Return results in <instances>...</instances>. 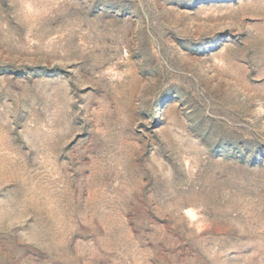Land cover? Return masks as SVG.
I'll list each match as a JSON object with an SVG mask.
<instances>
[{
	"label": "rangeland",
	"instance_id": "1",
	"mask_svg": "<svg viewBox=\"0 0 264 264\" xmlns=\"http://www.w3.org/2000/svg\"><path fill=\"white\" fill-rule=\"evenodd\" d=\"M0 264H264V0H0Z\"/></svg>",
	"mask_w": 264,
	"mask_h": 264
}]
</instances>
